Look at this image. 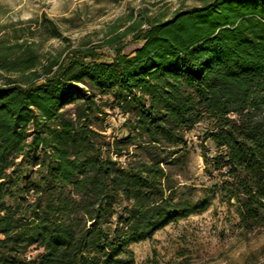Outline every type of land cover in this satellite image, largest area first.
Instances as JSON below:
<instances>
[{
	"label": "trees",
	"instance_id": "16d2710c",
	"mask_svg": "<svg viewBox=\"0 0 264 264\" xmlns=\"http://www.w3.org/2000/svg\"><path fill=\"white\" fill-rule=\"evenodd\" d=\"M129 19L104 42L112 55L42 58L35 42L0 37V264H117L113 250L197 205L180 176L187 132L205 120L217 148L205 173L223 178L205 189L242 221L264 219V0ZM88 87L128 115L127 135L102 142L93 119L108 113Z\"/></svg>",
	"mask_w": 264,
	"mask_h": 264
},
{
	"label": "rangeland",
	"instance_id": "374dc122",
	"mask_svg": "<svg viewBox=\"0 0 264 264\" xmlns=\"http://www.w3.org/2000/svg\"><path fill=\"white\" fill-rule=\"evenodd\" d=\"M212 0H0V37L8 41L35 42L42 58L48 54L63 57L75 47H95L112 55L104 42L115 28L124 30L135 19H169L177 10L207 4ZM59 26L64 37H54L45 18ZM132 34L124 42L132 39ZM141 42L129 43L131 52ZM97 101L108 113L93 119L105 144L128 134L124 126L127 114L110 109L107 95L96 89ZM69 105L68 107H73ZM208 122L202 121L187 132L191 153L180 176L183 183L196 186L197 205L157 229L150 237L130 241L113 250L117 264H264V219L249 217L242 221L236 205L223 197L219 188L206 190L222 182L218 172L205 173L204 152L212 157L217 148L205 139ZM105 147V151L108 150ZM125 159V156L122 157ZM234 202V201H233ZM264 214V213H263ZM264 216V215H263ZM36 245L28 252L35 258L41 252Z\"/></svg>",
	"mask_w": 264,
	"mask_h": 264
}]
</instances>
